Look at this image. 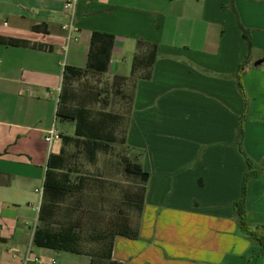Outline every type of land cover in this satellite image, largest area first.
I'll use <instances>...</instances> for the list:
<instances>
[{
    "label": "crops",
    "instance_id": "obj_1",
    "mask_svg": "<svg viewBox=\"0 0 264 264\" xmlns=\"http://www.w3.org/2000/svg\"><path fill=\"white\" fill-rule=\"evenodd\" d=\"M70 20L64 0H0V35L29 43L0 44V264H24L27 255L91 264L85 252L36 245L34 234L49 156L64 147L62 137H46L65 66H86L95 31L115 36L109 68L119 77L135 73L139 41L142 52L157 47L151 77L135 82L125 134L149 174L139 238L116 237L112 258L264 264V247L241 230L234 208L250 161L247 219L264 226V0H78L77 40L62 28ZM247 57L241 153L237 70Z\"/></svg>",
    "mask_w": 264,
    "mask_h": 264
},
{
    "label": "rangeland",
    "instance_id": "obj_2",
    "mask_svg": "<svg viewBox=\"0 0 264 264\" xmlns=\"http://www.w3.org/2000/svg\"><path fill=\"white\" fill-rule=\"evenodd\" d=\"M147 70L139 67L129 78L112 74L110 68L104 73L88 70L82 77L64 84L70 92L68 106L86 108L89 119L103 122L104 129L115 141L109 142L107 151H97L93 158L83 143H63L66 163L61 173H67L70 182L79 190L53 202L49 220L37 219L36 227L39 225L51 231L74 230L78 235L76 248L94 255V258L108 251L109 242L104 237L110 221L120 214L129 217L133 228L138 221L139 211L134 202L139 201L143 182L138 176L126 172L125 162L133 156L123 138L129 125L135 82L146 75ZM58 96L59 93V100ZM56 107L57 101L50 118L52 125L58 132L74 136L76 123L57 117ZM103 114L116 116V120L106 119ZM40 193L43 194V187Z\"/></svg>",
    "mask_w": 264,
    "mask_h": 264
},
{
    "label": "trees",
    "instance_id": "obj_3",
    "mask_svg": "<svg viewBox=\"0 0 264 264\" xmlns=\"http://www.w3.org/2000/svg\"><path fill=\"white\" fill-rule=\"evenodd\" d=\"M238 26L242 31L243 37L247 41L248 49L250 51L252 43L251 37L248 30L240 23L238 19ZM37 27H35L36 29ZM115 36L111 34L93 32L91 36L90 49L88 54L87 64L84 68H78L66 65L61 85V90L59 94L58 107H57V117L61 120H69L76 123L75 135H62L63 143L68 144L70 142H75L76 144L83 143L85 145L86 151L93 158L96 152L99 150L107 151L109 149V142L115 141V139L110 136L111 133L106 132L104 129L103 122H95L89 119L88 110L84 107L70 108L68 102L70 100V92L64 88L66 81L82 77L86 71L91 70L98 73H104L108 70L112 51L114 47ZM0 44L7 46H29L28 42L25 40L4 37L0 35ZM147 44L143 41L138 42V49L134 54L132 63V72H136L139 67L147 68L146 78L151 77V69L155 63L157 56V47L155 44L150 45V50L142 52L143 45ZM139 53H142L139 55ZM248 64V57L239 65L237 70V87L240 93L245 97L246 106L243 115L240 118L238 134H237V146L241 153L242 150V138H243V123L247 112L248 104L247 97L245 95V90L243 86V76L245 68ZM106 119L116 120V116L111 114H103ZM123 142L126 143V135L123 138ZM66 163V156L64 148L59 154H50L48 159L47 170L45 174L42 202L39 209L38 219L42 221H48L51 216V208L53 202L60 201L68 193L75 192L78 186L72 184L68 179L67 173H61L64 165ZM126 172L138 176L142 182L148 180V172L143 170L142 165L133 160L132 158H127L125 162ZM256 175V170L253 168L252 163L248 162V171L244 178L242 197L240 200L235 202L234 208L239 220V227L243 230L247 236L258 242L264 247V226H253L247 219V205H246V193L247 184L249 179ZM78 185H80L78 183ZM145 188L142 187L141 192L138 196L139 201L134 202V207L140 212L142 209V204L144 200ZM133 203V202H132ZM133 205V204H132ZM123 236L130 239L139 238V229L132 227L130 219L125 214H120L119 217L113 219L109 223V229L104 237L108 239L109 247L108 251L105 253H100L94 258V255L87 253L91 256V264H121L120 262L114 260L112 257L113 245L116 237ZM34 242L36 245L46 248H52L56 250H65L71 252H84L78 250L76 245L78 244V235L72 230L68 229L66 231H51L48 229H43L41 227H36L34 234Z\"/></svg>",
    "mask_w": 264,
    "mask_h": 264
},
{
    "label": "built area",
    "instance_id": "obj_4",
    "mask_svg": "<svg viewBox=\"0 0 264 264\" xmlns=\"http://www.w3.org/2000/svg\"><path fill=\"white\" fill-rule=\"evenodd\" d=\"M78 0H64V7L71 13V20L68 23L62 25V28L67 33L68 40H77V37L74 35V32L77 31V27L74 24V10ZM49 143H53L55 140L61 139V135L53 126L49 131L46 137ZM56 260L54 258L50 259L48 262L41 260L38 257H31L27 255L24 259V264H55Z\"/></svg>",
    "mask_w": 264,
    "mask_h": 264
}]
</instances>
